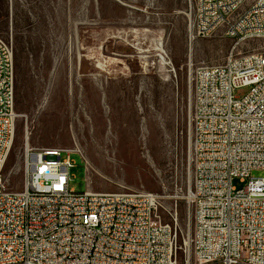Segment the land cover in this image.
<instances>
[{
    "label": "built area",
    "instance_id": "built-area-1",
    "mask_svg": "<svg viewBox=\"0 0 264 264\" xmlns=\"http://www.w3.org/2000/svg\"><path fill=\"white\" fill-rule=\"evenodd\" d=\"M185 14L190 43L234 40L221 63L190 64L193 228L185 231L177 201L166 222L155 192H98L88 180L76 192L72 151L33 148L28 133L23 186L9 188L18 114L14 50L0 36V264H264V175L252 176L264 171V0H187ZM250 40L262 43L237 51Z\"/></svg>",
    "mask_w": 264,
    "mask_h": 264
},
{
    "label": "rangeland",
    "instance_id": "rangeland-1",
    "mask_svg": "<svg viewBox=\"0 0 264 264\" xmlns=\"http://www.w3.org/2000/svg\"><path fill=\"white\" fill-rule=\"evenodd\" d=\"M4 1L0 36L13 50L22 39L28 65L21 85L15 75L9 188L23 186L28 133L33 148L72 151L69 186L76 192L87 180L98 192H155L164 221L177 201L179 228H193L190 64L221 63L234 40L215 34L190 43L187 0ZM259 43L244 42L237 51Z\"/></svg>",
    "mask_w": 264,
    "mask_h": 264
},
{
    "label": "trees",
    "instance_id": "trees-1",
    "mask_svg": "<svg viewBox=\"0 0 264 264\" xmlns=\"http://www.w3.org/2000/svg\"><path fill=\"white\" fill-rule=\"evenodd\" d=\"M5 9V1L0 0V10ZM4 17L7 16V14H3ZM26 49L25 45L22 42V39L18 38L16 40V47L14 49V65H15V75H17V79L19 84L21 85L23 81L25 80L26 71L28 70V65L26 62Z\"/></svg>",
    "mask_w": 264,
    "mask_h": 264
},
{
    "label": "bare ground",
    "instance_id": "bare-ground-1",
    "mask_svg": "<svg viewBox=\"0 0 264 264\" xmlns=\"http://www.w3.org/2000/svg\"><path fill=\"white\" fill-rule=\"evenodd\" d=\"M160 51L161 52H160L159 56H160V59L162 61V64L163 65H167L168 64V61H166L165 56L163 55L164 50L163 49H160Z\"/></svg>",
    "mask_w": 264,
    "mask_h": 264
}]
</instances>
